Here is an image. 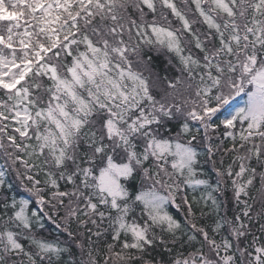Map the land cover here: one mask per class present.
<instances>
[{
	"label": "snow or ice",
	"instance_id": "6c2138e0",
	"mask_svg": "<svg viewBox=\"0 0 264 264\" xmlns=\"http://www.w3.org/2000/svg\"><path fill=\"white\" fill-rule=\"evenodd\" d=\"M0 158V264H264V0H0Z\"/></svg>",
	"mask_w": 264,
	"mask_h": 264
},
{
	"label": "trees",
	"instance_id": "16d2710c",
	"mask_svg": "<svg viewBox=\"0 0 264 264\" xmlns=\"http://www.w3.org/2000/svg\"><path fill=\"white\" fill-rule=\"evenodd\" d=\"M177 2H180V0H177ZM153 67L155 69V71H157L159 73V75L161 77H163L164 75H172L173 73H175L176 69L174 66L169 65L168 63V59L163 56V55H159L156 56L153 60ZM226 108L220 113L219 117H217V122H219V119H221L223 113L225 112ZM177 125L175 123V121L171 122L170 124L166 125L164 129H162V132L167 133L168 129H171V134L174 135L175 131H176ZM213 139H215V137H213ZM216 143H219V141H215ZM228 146V145H226ZM199 150V149H198ZM217 163L219 161V156L216 157ZM4 159L0 158V164L2 166H4ZM201 169L204 172V176L202 178L209 180L211 183L215 184V173L213 171V164L211 162L205 164L203 162V157L201 158V165H200ZM9 181L12 180L11 176L6 177ZM133 184H135V181L132 182ZM18 193H21L25 196V198L27 197V193H24L23 189H17L16 190ZM202 191V190H201ZM201 191H196L195 192V196L197 198H199L201 196ZM216 196L218 197L219 203L221 205V207L219 208V215L217 216L215 213H213V217L212 219H222L224 217L227 218H232L235 214L238 213L239 209L236 207V203L235 201L232 199V193L231 191H225V192H218L216 193ZM19 198V196L17 197ZM251 202V201H250ZM172 212L174 215H176L179 219H181V221H183V216L182 214L178 213L176 211V209H172ZM197 215H199V212L197 213ZM204 223H211L212 221L209 220H205L202 221ZM46 223V231L44 233V235L48 236L49 234H51V237H56L57 235L60 236L61 240H67V236L66 234H60V230H58L56 228L55 223H53L52 221H45ZM253 224H254V228L253 231H256L257 234H259V223H257L255 220H253ZM71 251L73 253L74 256H76L78 258L79 255V250L75 247V245H71ZM158 251H163L162 249L158 250ZM159 258V257H157ZM65 259H69V257L67 256V254L65 255Z\"/></svg>",
	"mask_w": 264,
	"mask_h": 264
},
{
	"label": "rangeland",
	"instance_id": "374dc122",
	"mask_svg": "<svg viewBox=\"0 0 264 264\" xmlns=\"http://www.w3.org/2000/svg\"><path fill=\"white\" fill-rule=\"evenodd\" d=\"M233 104H234L235 106H239V105L243 104V98H237V99L233 102ZM231 110H232L231 107L226 108V110H225V112L223 113L221 119H222L225 115H227L228 112L231 111ZM2 167H3V166L0 164V168H2Z\"/></svg>",
	"mask_w": 264,
	"mask_h": 264
}]
</instances>
